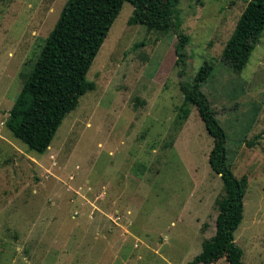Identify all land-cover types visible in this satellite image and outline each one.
Segmentation results:
<instances>
[{
    "label": "rangeland",
    "instance_id": "1",
    "mask_svg": "<svg viewBox=\"0 0 264 264\" xmlns=\"http://www.w3.org/2000/svg\"><path fill=\"white\" fill-rule=\"evenodd\" d=\"M65 2L0 0V264L192 260L214 233L222 194L196 107L178 123L179 83L204 62L212 73L201 90L226 133L227 162L248 181L234 241L243 264H264V30L243 69L221 59L248 0H178L189 37L179 67L176 34L130 24L125 2L86 74L95 88L41 154L5 121Z\"/></svg>",
    "mask_w": 264,
    "mask_h": 264
},
{
    "label": "trees",
    "instance_id": "2",
    "mask_svg": "<svg viewBox=\"0 0 264 264\" xmlns=\"http://www.w3.org/2000/svg\"><path fill=\"white\" fill-rule=\"evenodd\" d=\"M177 1L66 0L8 112L5 126L29 149L41 154L48 149L65 115L75 108L81 95L95 88L86 74L125 2L133 7L130 24L176 34L174 65H182L189 37L180 29ZM263 30L264 0H248L222 49V62L236 71L243 69ZM211 73L212 65L204 62L190 81L182 79L179 83L183 103L178 123L186 120L188 104L196 107L213 140L208 155L210 169L222 181V194L215 200L214 233L202 241L200 252L186 264H211L222 257L228 264H243V250L234 241V231L243 218L248 181L245 175L233 174L227 162L226 133L201 90ZM179 75L184 76V70Z\"/></svg>",
    "mask_w": 264,
    "mask_h": 264
}]
</instances>
